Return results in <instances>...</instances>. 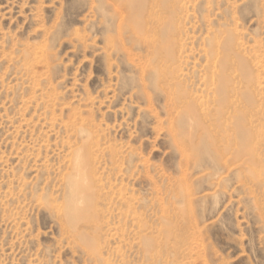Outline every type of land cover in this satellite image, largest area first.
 Masks as SVG:
<instances>
[{
    "label": "rangeland",
    "instance_id": "1",
    "mask_svg": "<svg viewBox=\"0 0 264 264\" xmlns=\"http://www.w3.org/2000/svg\"><path fill=\"white\" fill-rule=\"evenodd\" d=\"M123 1L0 0V264H264V0Z\"/></svg>",
    "mask_w": 264,
    "mask_h": 264
},
{
    "label": "bare ground",
    "instance_id": "2",
    "mask_svg": "<svg viewBox=\"0 0 264 264\" xmlns=\"http://www.w3.org/2000/svg\"><path fill=\"white\" fill-rule=\"evenodd\" d=\"M129 1H132V0H125V2H124V4H126V6H130V2ZM154 1V0H153ZM122 2V3H123ZM131 4H132V2H131ZM153 5H155V6H157V7H161V8H164V10L165 9H169V7H172L173 8V6H174V4H173V2L172 1H169V0H158V3L157 4H155V3H153ZM153 5H151V8H150V10H151V12H152V14H153V11H152V6ZM155 6H153V7H155ZM155 9V8H154ZM157 9V8H156ZM155 9V10H156ZM160 9V8H159ZM154 10V11H155ZM149 13V12H148ZM155 13V12H154ZM149 16V15H148ZM153 17H154V15H153ZM152 19V18H151ZM164 19H166V18H164ZM154 19H152V21H153ZM172 20V19H171ZM149 21V20H148ZM152 21L150 22V23H152ZM156 22H158L159 24L162 22V21H164V20H162L161 18H159V19H157V20H155ZM147 23V22H146ZM157 23V24H158ZM156 24V23H155ZM168 28V27H167ZM170 28H171V26H170ZM170 28L169 29H167V31H164V32H161V35H160V39H158L156 42H155V44H156V46L157 45H168V46H170V48L166 51V52H168V54L170 55V56H172V46H174V41H173V39H171L170 40V38H171V36H170V34H169V32H170ZM157 49V48H156ZM161 49V48H160ZM219 62V61H218ZM226 61H223V63L221 64H218V71H216V73H214V76H217V81H216V83H215V81L211 84V85H213V91L214 92H216L217 94L219 93V92H221V91H224V89H222L223 87H222V85H223V80H224V78H225V67H226ZM211 77H212V75H211ZM211 83V82H210ZM221 86V87H220ZM224 93V92H223ZM226 93V92H225ZM220 94V93H219ZM221 95H223L224 96V98H227V97H225V95L224 94H221ZM227 96V95H226ZM219 97V96H218ZM220 98V97H219ZM222 100H223V98H222ZM226 101V99H224V102ZM223 102V103H224ZM220 103V102H219ZM222 103V104H223ZM225 104H227V103H225ZM220 106H221V103H220ZM220 106L217 108V109H215V112L220 108ZM222 108V107H221ZM220 108V109H221ZM216 114H217V112H216ZM221 117V116H220ZM219 121H222V120H219ZM230 146V145H229ZM226 148L228 147V145L227 146H225ZM226 148H222V150L224 149H226ZM228 149V148H227ZM84 164H87L86 163V161H82V160H80V157L78 156L77 157V159L75 160V162H74V164H73V170H76L78 173H80V178L83 180V179H85L86 178V175L85 176H83V173H82V170H83V168H84ZM74 186V185H73ZM75 191H76V188H75ZM79 191V190H78Z\"/></svg>",
    "mask_w": 264,
    "mask_h": 264
}]
</instances>
